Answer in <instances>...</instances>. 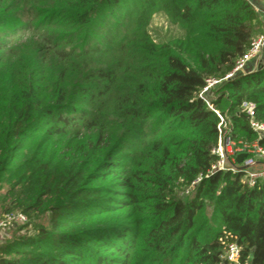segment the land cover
<instances>
[{"label": "trees", "instance_id": "16d2710c", "mask_svg": "<svg viewBox=\"0 0 264 264\" xmlns=\"http://www.w3.org/2000/svg\"><path fill=\"white\" fill-rule=\"evenodd\" d=\"M126 1L0 4L2 35L53 26L38 18L53 9L72 31L56 44L62 70L70 66L71 76L64 74L50 94L31 80L12 125L22 140L11 155L0 151V172L11 177L0 181V200L11 199L5 211L19 208L30 217L44 207L49 223L38 228L36 239L0 248V264H222V241L229 240L240 246V263L264 264V180L247 186L240 174L223 171L204 177L216 160L211 148L218 117L197 96L206 77L223 76L250 47L260 31L257 12L247 0H158L179 30L160 50L146 33L144 10L135 17L137 27L132 17H121ZM219 89L212 103L229 114L233 137L255 138L240 104L253 102L255 118L264 123V66ZM40 117L53 123L50 132L59 139L83 142L54 168L44 160L49 131L36 134ZM259 143L264 147V135ZM114 173L124 198L102 196L113 182L91 185ZM198 176L193 196L180 198L176 188ZM36 181L41 191L32 194ZM206 199L214 202L212 224L203 218ZM83 218L97 223L87 234L118 255L100 253L64 226ZM24 243L33 251L22 252Z\"/></svg>", "mask_w": 264, "mask_h": 264}, {"label": "rangeland", "instance_id": "374dc122", "mask_svg": "<svg viewBox=\"0 0 264 264\" xmlns=\"http://www.w3.org/2000/svg\"><path fill=\"white\" fill-rule=\"evenodd\" d=\"M0 4H4V0H0ZM15 6H17V3H15ZM123 8L124 10L121 13V17L125 15L132 17L133 24L131 26L134 27H137L135 17L139 15L141 10H144L147 22L145 26L146 33L149 40L160 50H163L166 45L171 46V38L179 34L178 26L171 21V16L164 10L158 0L151 1L150 5L147 0H127L124 2ZM38 18L52 22L53 26L41 28L36 25L35 29L27 33L20 32L14 35L12 33L3 35L0 33V151L5 150L4 154L8 156L13 153L11 150L15 142L22 140V138L16 139L14 137L12 125L18 119L17 108L20 106L21 98L24 96V90L31 80H34L33 84L37 86L38 91L44 94H50L53 92L52 89L55 90L56 87L62 84L64 74L68 77L71 76L70 66L62 70L63 63L59 61L61 59V51L60 47L56 46V44L59 43L60 38L72 31L65 25L60 12L54 9L44 10ZM33 24H36V21H33ZM45 30H50V34H46ZM260 33L259 31V34ZM263 50L264 48L262 51ZM262 66V61H258L255 64V67L260 68ZM220 91L221 89L218 90V92ZM226 115L229 118V114ZM44 118L46 117L36 119V122L42 123L39 129L40 131H37L36 134L49 131L46 134L51 136L48 138H50L52 142L48 143L49 147L45 151L44 160H48L49 168H54L55 166L62 165V160H64L65 156L67 157L70 152L69 148L73 146L80 147L83 145V142H77L73 145V140H71V143H68L67 137H61V139H59L60 137L51 133V126L53 123H49L48 119L44 122ZM30 126H32V124L27 125V128ZM57 139L65 142L68 146H63L61 143L58 147L57 143L61 141H56ZM5 177L11 178L9 171L0 172V181ZM117 177L118 173H114L102 179L92 181L91 185L113 182V184L109 183V186L114 189H111L108 193H103L102 196L114 194L115 198H124L125 194H122L124 191L119 189L116 182H114ZM34 183L35 188L32 194L41 191L38 181ZM187 188L188 191H185ZM3 191L4 190H0V194ZM176 192L180 198L185 200L193 196L195 188H189V186L177 187ZM10 200L11 199L0 200V215L6 212L3 207L7 205ZM105 200H108L107 197ZM115 203L117 202L111 201V204ZM17 210L19 211V208L10 209V211ZM129 210V208H125L122 212H128ZM214 210V202L210 199H206L204 201L202 213L203 218L207 219V223H213ZM49 214V210L43 207L36 212H32L30 217L27 216L25 222L17 223L12 227L0 231V248H8L9 245L14 244L16 241L36 239L38 237V228L48 225L50 218ZM121 222L127 224L125 219L124 221L121 220ZM95 225H97V223H95L94 220L83 218L81 221L65 224L64 226L65 228L78 230L80 234L84 236L85 242L88 244L94 243L100 253H104V255H118L116 251L102 245L100 241H94L92 235L87 234L88 231H85V229L94 227ZM130 226L131 227L128 228L132 230L135 227L134 223L130 224ZM142 226L144 225H141V228ZM96 232L97 234H101V232L104 233V231H100L99 229H96ZM127 233L129 234L130 230L127 231ZM31 248L32 247L27 246V243L21 244L20 246L22 252L27 250L33 251Z\"/></svg>", "mask_w": 264, "mask_h": 264}, {"label": "built area", "instance_id": "2783aa9c", "mask_svg": "<svg viewBox=\"0 0 264 264\" xmlns=\"http://www.w3.org/2000/svg\"><path fill=\"white\" fill-rule=\"evenodd\" d=\"M264 46V31L251 40L250 47L244 55L237 59L233 68L221 77L209 76L204 79V84L197 93L207 107L218 117L216 124L217 141L211 148V153L216 156L215 162L209 171L204 175L207 177L213 172L223 171L240 174V181L247 186H253L256 182L264 180V147L259 143L264 135V123L255 118V105L251 101L243 100L240 108L247 116L248 126L255 133L252 140L236 139L233 137V124L225 112H220L212 103L216 99L218 88L226 81L247 71H253L259 67L255 65L247 67L249 61L258 57L260 50ZM264 66V63H262ZM239 153H245V157L236 161ZM201 179L198 176L189 184V188ZM188 191V188L185 190ZM26 216L21 211H7L0 215V231L12 227L14 224L23 223ZM224 244L221 254L222 264H242L240 263V246L235 240L222 241ZM246 264V263H243Z\"/></svg>", "mask_w": 264, "mask_h": 264}, {"label": "crops", "instance_id": "0c3cea01", "mask_svg": "<svg viewBox=\"0 0 264 264\" xmlns=\"http://www.w3.org/2000/svg\"><path fill=\"white\" fill-rule=\"evenodd\" d=\"M247 2H249V4L254 8L259 16L260 32L264 31V0H247ZM258 34H256L255 36H257ZM262 49L260 50L258 57L255 60L249 61L247 63L248 68L255 65L258 61H262V63H264V50L262 51Z\"/></svg>", "mask_w": 264, "mask_h": 264}, {"label": "water", "instance_id": "95a60500", "mask_svg": "<svg viewBox=\"0 0 264 264\" xmlns=\"http://www.w3.org/2000/svg\"><path fill=\"white\" fill-rule=\"evenodd\" d=\"M244 157H245V153H239V154L236 156V161H237V162H240Z\"/></svg>", "mask_w": 264, "mask_h": 264}]
</instances>
